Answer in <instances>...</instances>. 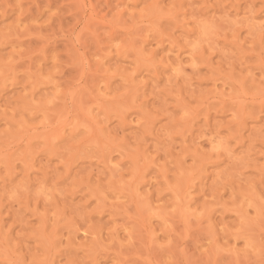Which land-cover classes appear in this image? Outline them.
Instances as JSON below:
<instances>
[{
  "label": "rangeland",
  "instance_id": "1",
  "mask_svg": "<svg viewBox=\"0 0 264 264\" xmlns=\"http://www.w3.org/2000/svg\"><path fill=\"white\" fill-rule=\"evenodd\" d=\"M0 264H264V0H0Z\"/></svg>",
  "mask_w": 264,
  "mask_h": 264
}]
</instances>
